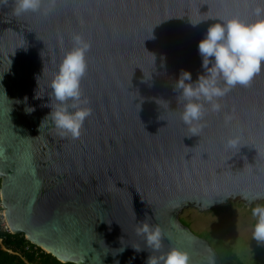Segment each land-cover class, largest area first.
<instances>
[{"label": "water", "instance_id": "water-1", "mask_svg": "<svg viewBox=\"0 0 264 264\" xmlns=\"http://www.w3.org/2000/svg\"><path fill=\"white\" fill-rule=\"evenodd\" d=\"M13 6L0 0V197L10 232L63 263L145 264L151 250L136 228L149 216L163 229L162 251L176 246L190 264H221L210 240L183 223V210L264 197V71L220 98V111L206 105L199 135L181 119L174 84L181 70L193 80L204 72L198 44L216 22L207 17L252 20L264 5L45 0L20 16ZM76 33L91 43L81 88L92 111L72 138L50 119L40 125ZM26 104L35 111L27 114ZM234 135L238 149L226 145ZM121 238L126 247L117 252Z\"/></svg>", "mask_w": 264, "mask_h": 264}, {"label": "clouds", "instance_id": "clouds-1", "mask_svg": "<svg viewBox=\"0 0 264 264\" xmlns=\"http://www.w3.org/2000/svg\"><path fill=\"white\" fill-rule=\"evenodd\" d=\"M44 2L14 0L12 10L14 15L20 16L28 11H40ZM49 3L54 4L55 0H49ZM259 3L264 5V0H259ZM254 16L252 20L242 19L239 15L207 17L216 22L209 25L198 44L204 72L193 80L189 70H181L174 84L178 93L177 100L183 105L181 119L188 125L192 135H199L203 130L206 105H210L212 111H220V98L237 85L248 86L257 74L264 71V7L257 6ZM201 20H192V24L196 25ZM72 39L73 46L65 52L52 75L51 92L47 94L50 100L45 105L51 111L42 119L40 127L50 119L61 137L78 138L84 121L92 111L86 106L87 99L83 98L81 88L82 78L88 70L87 52L91 43L80 33L74 34ZM37 79L39 83V77ZM43 96L36 92L34 98ZM24 99L26 102L27 97ZM157 103H164L167 107L165 101L157 100ZM34 111L35 106L26 104L27 114ZM226 145L230 149H238L241 139L238 135L230 136ZM251 199L255 201L264 197L257 195ZM251 213L255 220L251 237L264 244V203H255ZM136 231L144 237L147 248L151 250L145 264H190L186 249L173 246L167 251L161 250L163 229L159 224L150 223L149 216L138 223ZM121 242L122 246L116 249L117 252L125 250L123 238ZM132 246L136 252L144 250L139 245Z\"/></svg>", "mask_w": 264, "mask_h": 264}, {"label": "rangeland", "instance_id": "rangeland-1", "mask_svg": "<svg viewBox=\"0 0 264 264\" xmlns=\"http://www.w3.org/2000/svg\"><path fill=\"white\" fill-rule=\"evenodd\" d=\"M255 203H264V199ZM255 203L247 205L236 198L204 211L189 205L183 210V220L204 237L208 235L216 240L223 236L224 241L233 247L240 264H264V244L251 237L255 223L251 208ZM0 225L6 229L4 210L0 212Z\"/></svg>", "mask_w": 264, "mask_h": 264}, {"label": "trees", "instance_id": "trees-1", "mask_svg": "<svg viewBox=\"0 0 264 264\" xmlns=\"http://www.w3.org/2000/svg\"><path fill=\"white\" fill-rule=\"evenodd\" d=\"M2 179L0 178V191ZM0 197V212L3 211ZM183 223L189 226L188 223ZM210 244L217 250L221 264H240L237 255L233 251V247L228 245L223 236H219L216 240L205 235ZM32 245L24 234H13L6 231L0 225V264H74L63 263L52 254L43 251L36 253L34 250H27V245ZM33 246V245H32Z\"/></svg>", "mask_w": 264, "mask_h": 264}, {"label": "built area", "instance_id": "built-area-1", "mask_svg": "<svg viewBox=\"0 0 264 264\" xmlns=\"http://www.w3.org/2000/svg\"><path fill=\"white\" fill-rule=\"evenodd\" d=\"M6 229H7V230H6ZM6 229H5L6 231H9V232H10V230H9V228H8L7 225H6ZM31 244H32L33 246L30 245V244L27 245V247H26L27 250H34L36 253H39V252H41V251L39 250V248H40V249H42L43 251H45L43 248L39 247L38 245H35V244L32 243V242H31Z\"/></svg>", "mask_w": 264, "mask_h": 264}, {"label": "bare ground", "instance_id": "bare-ground-1", "mask_svg": "<svg viewBox=\"0 0 264 264\" xmlns=\"http://www.w3.org/2000/svg\"><path fill=\"white\" fill-rule=\"evenodd\" d=\"M8 225V224H7Z\"/></svg>", "mask_w": 264, "mask_h": 264}]
</instances>
